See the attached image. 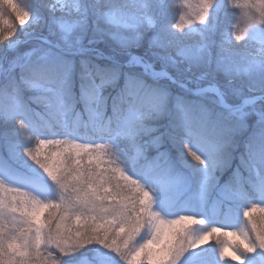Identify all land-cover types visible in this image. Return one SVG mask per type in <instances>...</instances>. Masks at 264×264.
I'll use <instances>...</instances> for the list:
<instances>
[{"label":"snow or ice","instance_id":"snow-or-ice-1","mask_svg":"<svg viewBox=\"0 0 264 264\" xmlns=\"http://www.w3.org/2000/svg\"><path fill=\"white\" fill-rule=\"evenodd\" d=\"M0 97V264H264V0H0Z\"/></svg>","mask_w":264,"mask_h":264},{"label":"trees","instance_id":"trees-1","mask_svg":"<svg viewBox=\"0 0 264 264\" xmlns=\"http://www.w3.org/2000/svg\"><path fill=\"white\" fill-rule=\"evenodd\" d=\"M172 3L174 4L173 0H172ZM235 163H236V161H233V167H235ZM87 255H88V253H87ZM89 256H90V254H89ZM207 256H208V259L211 262V264H215V262H214V252L212 250H209V252L207 253Z\"/></svg>","mask_w":264,"mask_h":264},{"label":"rangeland","instance_id":"rangeland-1","mask_svg":"<svg viewBox=\"0 0 264 264\" xmlns=\"http://www.w3.org/2000/svg\"><path fill=\"white\" fill-rule=\"evenodd\" d=\"M53 2H54V0H53ZM173 2H174V4H175L176 6H179V4H180V0H173ZM134 51H135V49H134ZM0 103H7V101L3 100V98L0 97ZM237 155H238V153H237ZM84 255H87V253H85ZM88 255H89V254H88ZM84 259H85V261H86L87 257H85Z\"/></svg>","mask_w":264,"mask_h":264}]
</instances>
